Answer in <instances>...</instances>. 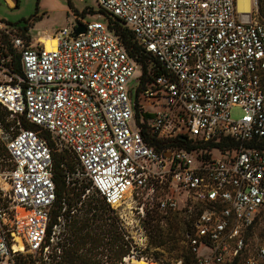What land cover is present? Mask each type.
I'll list each match as a JSON object with an SVG mask.
<instances>
[{
  "label": "built area",
  "instance_id": "1",
  "mask_svg": "<svg viewBox=\"0 0 264 264\" xmlns=\"http://www.w3.org/2000/svg\"><path fill=\"white\" fill-rule=\"evenodd\" d=\"M258 1L244 12L238 0H97L166 71L142 94L149 105L163 107L150 111L141 104L154 114L152 133L168 140L161 150L136 120L131 82L139 79V65L106 22H83L86 32L77 37L75 23L65 27L51 34L50 47L45 39L26 45L12 36L23 75L0 50V264H18L22 253L49 262L61 227H52L48 243L60 152L69 155L60 164L66 183L90 185L83 198L96 192L118 208L127 198L141 203L144 197L149 207L134 208L144 221L156 211L176 215L198 264L240 255L244 264L264 262V243L251 250L247 240L264 216V148L247 146L264 141ZM235 106L243 111L239 119L231 115ZM226 136L236 147L217 148L205 159L176 140ZM62 203L65 208V198ZM202 244L209 255H199Z\"/></svg>",
  "mask_w": 264,
  "mask_h": 264
},
{
  "label": "trees",
  "instance_id": "2",
  "mask_svg": "<svg viewBox=\"0 0 264 264\" xmlns=\"http://www.w3.org/2000/svg\"><path fill=\"white\" fill-rule=\"evenodd\" d=\"M19 3L20 0H16L17 6ZM259 11L264 18V9L259 8ZM99 12L105 16L109 28L139 65V83L135 97L136 120L142 126L145 139L157 150H161L169 145L168 140L152 133L149 119L153 118L154 114L143 110L140 98L144 90L155 81V77L165 74L166 71L156 56L136 41L131 29L120 18L102 9H99ZM19 28L20 34L30 42L29 25L25 24ZM7 34L0 30V50L4 55L11 56L14 69L23 75L19 51L13 48L11 41L8 42V46L5 44ZM141 119L144 121L141 122ZM23 124L28 128L37 129L34 124L26 120H23ZM176 140L180 145L192 151L197 158L203 159L211 157L212 151L217 148L232 149L237 145V142L230 136L211 141L190 138H176ZM247 146L264 148V141L254 139ZM65 160L69 161V155L66 152L58 153L55 159L57 198L51 210L47 232L48 243L52 227L56 224H61V227L55 241L50 244V260L47 263L40 255L21 254L18 258L19 264H123L127 260L141 259L144 256L153 262L163 264L157 250L151 252L152 248L149 245L143 248L136 242L129 224L118 208L110 206L96 192H91L83 198V194L90 186L87 183L79 184L76 180L70 184L66 183L64 168L60 165ZM67 164L71 166L69 162ZM64 198L65 208L62 203ZM148 216L151 217L150 213ZM159 216L162 217L156 211L151 217L152 220L144 221L143 219L150 234L152 247H160L169 240L165 238L166 234L160 228ZM183 255L184 260L181 264H198L190 247ZM244 257L243 255L237 256L224 264H244Z\"/></svg>",
  "mask_w": 264,
  "mask_h": 264
},
{
  "label": "rangeland",
  "instance_id": "3",
  "mask_svg": "<svg viewBox=\"0 0 264 264\" xmlns=\"http://www.w3.org/2000/svg\"><path fill=\"white\" fill-rule=\"evenodd\" d=\"M258 6L264 9V0H259ZM77 20L84 23L96 20L106 22L105 16L99 12L97 0H20L18 6L16 5V0H0V26L3 30H6L4 33L9 32L8 34L6 33L8 36H5L6 45L8 42L10 43L13 35L23 38L24 44H36L41 39H45V42H47L52 33L60 31L65 27L71 28ZM25 24L29 25L30 42L20 34L21 30L19 26ZM138 83V79L131 82L134 97L137 94ZM160 103H163V99L160 100ZM140 104L147 105L150 111H158L163 107V105H149V100L144 97L140 98ZM242 114L243 111L239 106H235L231 110V115L234 119H239ZM131 126L133 128L136 127L135 120L132 121ZM0 148L3 149L1 144ZM216 154L218 155V152ZM176 195L179 199L181 198L180 192H177ZM143 198L141 199V203L138 200L135 201L127 198L118 207L122 216L129 224L136 242L143 248L149 245L152 248L151 252L157 250L160 261L163 264H181L184 260L183 254L189 250V245L179 218L173 214L167 217H158L160 228L166 234L165 238H169V240L160 247H152L146 222L140 221L139 216L141 215V219L145 218L142 217V212L134 209L137 205L144 206L145 210L146 207L148 208L149 204H142ZM247 240L251 250L257 244L264 243V216L258 219L255 226L248 233ZM210 252V248L203 244L198 248L199 255H209ZM27 254L39 255L37 253H22V255ZM123 264L158 263L144 256L141 259L133 258L127 260ZM259 264H264V262H260Z\"/></svg>",
  "mask_w": 264,
  "mask_h": 264
},
{
  "label": "bare ground",
  "instance_id": "4",
  "mask_svg": "<svg viewBox=\"0 0 264 264\" xmlns=\"http://www.w3.org/2000/svg\"><path fill=\"white\" fill-rule=\"evenodd\" d=\"M238 7L240 11H250L251 10V0H238ZM56 39L54 36H51L46 42V46L50 47L55 43ZM21 241V239L19 238ZM22 246V242H21Z\"/></svg>",
  "mask_w": 264,
  "mask_h": 264
},
{
  "label": "water",
  "instance_id": "5",
  "mask_svg": "<svg viewBox=\"0 0 264 264\" xmlns=\"http://www.w3.org/2000/svg\"><path fill=\"white\" fill-rule=\"evenodd\" d=\"M75 24L77 25L76 28L73 30V34H74L75 37L80 36V35H82V34H84L86 32V27H85L83 22L77 20L75 22ZM40 48L41 47H39V49ZM185 139H186V137H185ZM166 155L168 157H170L171 154H170V152H166Z\"/></svg>",
  "mask_w": 264,
  "mask_h": 264
},
{
  "label": "crops",
  "instance_id": "6",
  "mask_svg": "<svg viewBox=\"0 0 264 264\" xmlns=\"http://www.w3.org/2000/svg\"><path fill=\"white\" fill-rule=\"evenodd\" d=\"M12 3V2H11Z\"/></svg>",
  "mask_w": 264,
  "mask_h": 264
}]
</instances>
